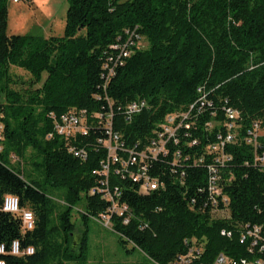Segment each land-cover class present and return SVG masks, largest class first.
Instances as JSON below:
<instances>
[{
  "label": "trees",
  "instance_id": "16d2710c",
  "mask_svg": "<svg viewBox=\"0 0 264 264\" xmlns=\"http://www.w3.org/2000/svg\"><path fill=\"white\" fill-rule=\"evenodd\" d=\"M7 1L0 0V246L9 251L19 241L23 251L32 247L34 253L16 257L7 252L0 260L66 264L87 238L81 233L74 245L73 208L84 202L85 226L102 221L111 203L89 192L107 181L114 200L129 208L123 216H111L121 247L131 246L128 254L140 251L154 264H214L220 255L264 264V165L255 161L264 155V135L257 146L226 147L232 159L220 172V186L229 199L227 218L213 214L208 156L204 166L192 161L216 141L218 132H225L223 106L240 112L242 137L255 122L264 131V0H69L63 37L48 39L8 35ZM133 33L136 53L115 67L106 86L104 78L114 68L108 58L117 55L113 46ZM143 40L148 41L145 50L140 49ZM200 87L212 106L197 117L196 111L192 114L176 148L191 162L173 167L170 154L149 164L151 177L162 187L143 195L125 173L107 178L93 173L107 158L98 142L107 138L105 119L96 116H112V133L124 147L143 150L166 116L197 102ZM137 100L149 108L129 118L126 108ZM212 111L221 125L209 130ZM65 114L82 117L87 135L59 136L55 119ZM195 139L198 145L189 148ZM71 148L84 150L86 159ZM29 149L40 160L35 166L42 180H25L9 163L12 156L24 161ZM49 189H64L72 206L60 213L55 226L57 206ZM9 195L19 199L22 210L34 213L33 230L24 229L21 213L2 210ZM255 227L261 229L259 239L248 235ZM188 256L190 261L183 262Z\"/></svg>",
  "mask_w": 264,
  "mask_h": 264
},
{
  "label": "built area",
  "instance_id": "2783aa9c",
  "mask_svg": "<svg viewBox=\"0 0 264 264\" xmlns=\"http://www.w3.org/2000/svg\"><path fill=\"white\" fill-rule=\"evenodd\" d=\"M15 3H18L19 0H13ZM134 33L130 35L128 40L124 44H119L113 46V50L117 52L115 57L108 58L114 68L109 69L108 75L104 80L107 82L115 76V67L117 65L123 64L125 58L130 57L134 51L133 46L135 42L132 41ZM198 92L201 94L197 102L191 105L186 111L174 113L166 116L163 123L158 126V129L154 131L155 139L143 150L126 149L124 144L121 142L119 136L112 133L111 119L112 116H107L104 118L103 114L96 116L99 119H105V125L103 128L106 130L107 138L99 139L98 142L101 144L107 151V158L101 162V169L94 171L95 175L104 176L107 178L109 174L119 175L122 173L127 174L134 183L139 184V193L146 195L150 192L159 189L163 184L157 178H153L150 175L149 164L157 160L158 157H168L172 154L173 162L172 166L176 167L179 165L185 166L187 163L191 162L190 155H185L181 149H176L180 144V132L183 129H188L190 124L187 123L192 117V114L196 111V117L199 114H202L206 111V107H211V102L207 101L205 93H203V88H199ZM149 105L145 100H137L126 108V113L129 118L132 115L140 113L143 109H148ZM223 112L225 113V121L223 127L225 132H218L216 134V141L209 144L205 152L195 157L193 161L194 166H204L205 157L209 162L206 164V168L209 172V182H208V191H209V200L213 206V214L217 217L224 218L229 217V199L226 195L223 194L222 187L220 186V180L222 178V168H225L227 162L231 161V156L226 152V147L229 145H237L238 143L246 142L249 145L257 146L258 138L261 134L259 122H255L253 127L247 132V135L242 137L241 135V115L240 112L231 107L223 106ZM211 120L207 124L209 130L214 128L217 125H221L214 120L216 112H211ZM55 130L59 136L70 138L75 134H82L84 136L88 133V128L84 125V119L78 117L74 114H65L58 119H55ZM2 127H0V142L3 140L2 137ZM184 136L190 138V134L187 131H184ZM199 141L197 139L193 140L188 144V147L198 145ZM173 144V145H171ZM174 146L173 148H171ZM1 143H0V152H1ZM173 151V152H172ZM70 152L75 156L86 159L87 153L84 150H75L74 148L70 149ZM122 154V155H120ZM12 159L15 160L16 157L12 156ZM256 163L264 165V155L256 156ZM182 168V167H181ZM176 170V169H175ZM183 175V174H182ZM115 192L119 193V189L116 188ZM101 194L102 197L108 200L111 203V206L108 208L107 212L101 215L105 217L106 227H111V216L117 214L123 216L125 212H129V208L126 204H119L114 200L112 190L109 188L108 182H102V187H96L90 190L89 195ZM222 205V208L220 207ZM2 210L8 213H21L23 220V227L25 230L31 231L35 228L36 220L35 215L30 210H22L20 207V201L16 196H6L3 200ZM127 222V220H126ZM260 228L255 227L254 232H249L248 235L254 236L256 239H259ZM225 234V232H223ZM257 244V241H254V245ZM261 251H264V246H261ZM11 254L12 256H22L32 255L34 253V248L29 247L25 251L21 249V244L19 241H14L7 251L5 245L0 246V255H5L6 253ZM196 252H199L196 250ZM190 261L189 256L183 259V262L188 263ZM0 264H6L4 260H0ZM214 264H249L246 261H241L240 263L235 261H230L224 255H220ZM256 264H261L257 262Z\"/></svg>",
  "mask_w": 264,
  "mask_h": 264
},
{
  "label": "rangeland",
  "instance_id": "374dc122",
  "mask_svg": "<svg viewBox=\"0 0 264 264\" xmlns=\"http://www.w3.org/2000/svg\"><path fill=\"white\" fill-rule=\"evenodd\" d=\"M7 8L9 12L8 35H39L45 39L52 36L63 37L64 35L69 0H19V4L14 3L13 0H8ZM147 48L148 41L143 40L140 49L145 50ZM11 72H17L23 78H27L23 71L12 69ZM261 134L264 135V131ZM39 161L32 149L27 151L24 161L9 159V163L21 170L27 181L31 179L42 180V172L35 166ZM48 193L57 206L51 223L55 226L58 224L60 213L65 208L72 206L64 189H49ZM83 211L84 202L77 203L73 208L71 220L76 228L75 237H77V241L79 235L86 232L85 246L80 250V254L78 253L73 258H67L66 264H154L140 251L128 254L127 250H131V246L129 245L124 250L111 227L104 226V222L91 220L85 226L81 217Z\"/></svg>",
  "mask_w": 264,
  "mask_h": 264
},
{
  "label": "water",
  "instance_id": "95a60500",
  "mask_svg": "<svg viewBox=\"0 0 264 264\" xmlns=\"http://www.w3.org/2000/svg\"><path fill=\"white\" fill-rule=\"evenodd\" d=\"M78 241H79V238H78ZM78 241H77V237L74 236V245H75V246H77Z\"/></svg>",
  "mask_w": 264,
  "mask_h": 264
},
{
  "label": "bare ground",
  "instance_id": "6f19581e",
  "mask_svg": "<svg viewBox=\"0 0 264 264\" xmlns=\"http://www.w3.org/2000/svg\"><path fill=\"white\" fill-rule=\"evenodd\" d=\"M1 150H2V148H1ZM100 222H104V223H105V218H103V220H102V221H100Z\"/></svg>",
  "mask_w": 264,
  "mask_h": 264
},
{
  "label": "crops",
  "instance_id": "0c3cea01",
  "mask_svg": "<svg viewBox=\"0 0 264 264\" xmlns=\"http://www.w3.org/2000/svg\"><path fill=\"white\" fill-rule=\"evenodd\" d=\"M14 3H15V2H14ZM17 4H19V2H18Z\"/></svg>",
  "mask_w": 264,
  "mask_h": 264
}]
</instances>
